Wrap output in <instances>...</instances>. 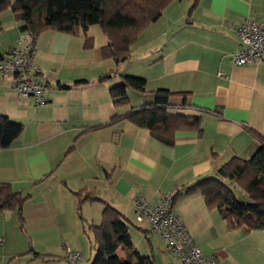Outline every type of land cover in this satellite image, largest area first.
I'll list each match as a JSON object with an SVG mask.
<instances>
[{"label":"crops","instance_id":"obj_1","mask_svg":"<svg viewBox=\"0 0 264 264\" xmlns=\"http://www.w3.org/2000/svg\"><path fill=\"white\" fill-rule=\"evenodd\" d=\"M246 17L263 20L264 0H173L118 68L104 54L106 36L91 26L76 34L44 30L35 39V77L48 86L39 106L16 91L13 75L0 73V115L24 126L10 147L0 149V183L26 197L23 222L16 209L0 211V264L27 254L24 241L36 257L58 256L68 264L66 250L92 244L91 226L102 223L108 205L129 227L145 230L150 245L147 252L133 240L128 249L121 245L120 259L136 262L139 253L158 264H183L146 219H137L135 207L139 197L154 204L173 189L179 192L173 211L204 255H215L217 264H264V229H230L201 193L187 192L232 157L250 158L260 147L257 136L264 138V59L232 60L240 49L234 25ZM1 25L0 56L21 32L11 8ZM125 75L143 77L146 91L129 89L130 104L117 107L110 88ZM160 88L177 92L172 110L202 116L199 130H177L175 142L166 144L147 128L112 121L153 103ZM57 247L62 256L54 254Z\"/></svg>","mask_w":264,"mask_h":264},{"label":"trees","instance_id":"obj_2","mask_svg":"<svg viewBox=\"0 0 264 264\" xmlns=\"http://www.w3.org/2000/svg\"><path fill=\"white\" fill-rule=\"evenodd\" d=\"M173 0H0L1 15L11 8L20 29L32 33L34 40L47 29L76 34L87 32L98 24L107 38L104 54L115 60L117 68L128 62L132 46L140 33L156 22ZM197 0H194V5ZM117 68L113 71L117 72ZM112 72V73H113ZM111 73L107 75L110 77ZM129 89L146 91V80L135 75H125L119 84L110 88V96L117 107L130 104ZM154 93V102L141 107H131L117 114L112 121L128 120L147 128L151 135L166 144H173L177 130H199L201 115H188L172 110L171 98L177 92L160 88ZM24 130L21 123L0 115V149L10 147ZM260 147L250 158L232 157L218 168L213 176L201 177L187 192H199L206 204L216 207L228 228L247 226L264 229V138L257 136ZM244 189L252 204L238 201L226 182ZM179 195L176 191L172 205ZM26 197L14 191L9 183H0V211L16 209L23 222V205ZM93 228L95 254L91 264H158L152 255L137 254V261L120 259L116 251L123 245L132 247L130 227L124 215L112 206H106L102 223ZM147 236V232L143 230Z\"/></svg>","mask_w":264,"mask_h":264},{"label":"built area","instance_id":"obj_3","mask_svg":"<svg viewBox=\"0 0 264 264\" xmlns=\"http://www.w3.org/2000/svg\"><path fill=\"white\" fill-rule=\"evenodd\" d=\"M240 49L232 54L234 63L251 64L264 59V19L246 17L234 25ZM35 40L32 33L22 30L16 43L0 56V73L15 77V89L23 96L33 98L36 106L46 102L47 84L35 75ZM176 189L163 195L158 203L150 204L145 197L135 200L137 219H146L152 233L161 237L183 264H217L215 255H204L183 220L173 211L172 200ZM68 264H81L83 254L79 249L65 252Z\"/></svg>","mask_w":264,"mask_h":264},{"label":"rangeland","instance_id":"obj_4","mask_svg":"<svg viewBox=\"0 0 264 264\" xmlns=\"http://www.w3.org/2000/svg\"><path fill=\"white\" fill-rule=\"evenodd\" d=\"M95 32L99 34V37L102 36L104 37L105 34L103 35V31L101 29V27L98 24L92 25L91 26V32ZM230 187L232 188L236 198L238 199L239 202L241 203H245V204H252L253 201L248 197V195L246 194L245 190L240 188L239 186L233 185L231 183H229L228 181H226ZM78 221V220H77ZM131 238L133 240L134 245L136 246V248L140 251V252H147L150 249V245L149 242L147 240V237L145 236V233L139 230H136L133 228V226L131 225ZM139 231V232H137ZM93 233H91L92 235ZM93 236V235H92ZM153 240V244L155 246L159 245L160 240L158 238V236H154V238H152ZM62 240L60 239V246L62 245ZM26 241L23 242V246L21 248H23L22 250L27 251V254H25L24 256H16V263L13 264H65L63 258H59L58 256H55L54 258H49L48 256L45 257H41L38 256L36 257L35 254L31 251V249L33 248L32 245L27 246L26 245ZM91 245L88 244L86 250H81L83 253V258H82V262L81 264H91L94 258V254H95V249L93 246V237L91 238ZM21 244V243H20ZM61 251V247L58 249V247L55 249L54 254H58L59 256H62V252ZM63 251V250H62ZM49 260H54L53 261H49ZM53 262V263H52Z\"/></svg>","mask_w":264,"mask_h":264}]
</instances>
